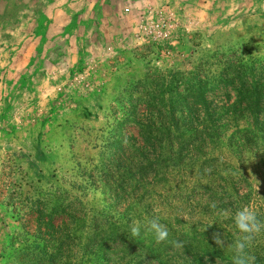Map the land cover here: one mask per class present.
Masks as SVG:
<instances>
[{
	"label": "rangeland",
	"instance_id": "1",
	"mask_svg": "<svg viewBox=\"0 0 264 264\" xmlns=\"http://www.w3.org/2000/svg\"><path fill=\"white\" fill-rule=\"evenodd\" d=\"M174 47L143 53L145 76L88 129L95 148L46 179L0 180V264H233L235 213L264 223V39ZM245 252L264 264V228Z\"/></svg>",
	"mask_w": 264,
	"mask_h": 264
},
{
	"label": "crops",
	"instance_id": "2",
	"mask_svg": "<svg viewBox=\"0 0 264 264\" xmlns=\"http://www.w3.org/2000/svg\"><path fill=\"white\" fill-rule=\"evenodd\" d=\"M261 39L264 0H0V180L46 179L95 148L88 129L145 76L147 49Z\"/></svg>",
	"mask_w": 264,
	"mask_h": 264
},
{
	"label": "clouds",
	"instance_id": "3",
	"mask_svg": "<svg viewBox=\"0 0 264 264\" xmlns=\"http://www.w3.org/2000/svg\"><path fill=\"white\" fill-rule=\"evenodd\" d=\"M208 171H210V169H208ZM212 207H215V204H213ZM233 219L236 228L243 234L234 244L235 255L233 256V264H255V256L248 255L245 249L251 245L254 236L260 233L261 229L264 228V223L260 222L255 212L248 207H244L237 211ZM144 227L146 231L155 234L157 243L164 242L168 239V229L159 222L158 217L149 220ZM140 231V225L134 223L133 226H131V234L133 236H139ZM212 238L217 246H223L225 244L224 237L219 232L213 233ZM172 243L176 248L184 247L183 241H173Z\"/></svg>",
	"mask_w": 264,
	"mask_h": 264
}]
</instances>
